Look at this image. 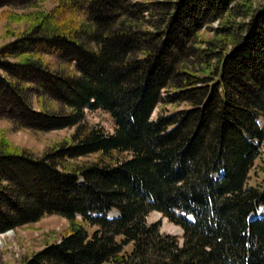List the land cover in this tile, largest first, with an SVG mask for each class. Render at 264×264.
<instances>
[{
	"label": "trees",
	"instance_id": "trees-1",
	"mask_svg": "<svg viewBox=\"0 0 264 264\" xmlns=\"http://www.w3.org/2000/svg\"><path fill=\"white\" fill-rule=\"evenodd\" d=\"M56 2L0 47V115L73 129L42 155L0 140V233L69 223L20 264H264V0Z\"/></svg>",
	"mask_w": 264,
	"mask_h": 264
},
{
	"label": "rangeland",
	"instance_id": "rangeland-1",
	"mask_svg": "<svg viewBox=\"0 0 264 264\" xmlns=\"http://www.w3.org/2000/svg\"><path fill=\"white\" fill-rule=\"evenodd\" d=\"M82 0H76L80 3ZM136 1H160V0H136ZM0 5V47L15 41L18 34L23 29L24 20L12 21L11 14L27 15L36 14L39 11L47 12L55 8L56 0H1ZM217 21L212 23V27L217 25ZM53 103L46 96L43 97V106L50 110ZM34 108L38 109L36 99L33 102ZM180 103L178 108L185 107ZM172 110V106L167 105ZM161 109L159 106L156 112ZM87 119L90 122L97 123L107 132L113 131V121L109 113L103 110H86ZM14 118V119H13ZM11 120L0 115V140L5 136L14 145L30 151L34 155H42L49 151L53 146L58 145L63 139L69 138L72 134V128H62L48 131H38L23 127L21 121L13 117ZM260 124L264 128V118H261ZM250 183L264 182V141L260 144V157L255 161L251 170ZM264 211V208H262ZM148 222L159 221L161 232L175 234L181 241L182 229L168 221L161 213L151 212L147 216ZM68 221L59 215L51 214L43 216L42 219L30 225H23L19 228L10 229L0 233V264H20L22 258L29 257L33 253L42 249L47 243L58 241L61 235L67 230Z\"/></svg>",
	"mask_w": 264,
	"mask_h": 264
},
{
	"label": "bare ground",
	"instance_id": "bare-ground-1",
	"mask_svg": "<svg viewBox=\"0 0 264 264\" xmlns=\"http://www.w3.org/2000/svg\"><path fill=\"white\" fill-rule=\"evenodd\" d=\"M0 244H1V241H0Z\"/></svg>",
	"mask_w": 264,
	"mask_h": 264
}]
</instances>
